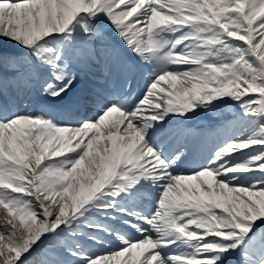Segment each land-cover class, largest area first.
Wrapping results in <instances>:
<instances>
[{
	"label": "snow or ice",
	"instance_id": "1",
	"mask_svg": "<svg viewBox=\"0 0 264 264\" xmlns=\"http://www.w3.org/2000/svg\"><path fill=\"white\" fill-rule=\"evenodd\" d=\"M0 212V264H264V0H0Z\"/></svg>",
	"mask_w": 264,
	"mask_h": 264
},
{
	"label": "bare ground",
	"instance_id": "2",
	"mask_svg": "<svg viewBox=\"0 0 264 264\" xmlns=\"http://www.w3.org/2000/svg\"><path fill=\"white\" fill-rule=\"evenodd\" d=\"M2 214H3V213H2ZM2 214H1V215H2Z\"/></svg>",
	"mask_w": 264,
	"mask_h": 264
}]
</instances>
